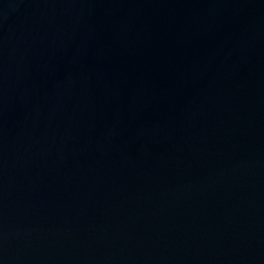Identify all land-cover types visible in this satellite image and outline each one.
Returning <instances> with one entry per match:
<instances>
[{
  "label": "water",
  "instance_id": "1",
  "mask_svg": "<svg viewBox=\"0 0 264 264\" xmlns=\"http://www.w3.org/2000/svg\"><path fill=\"white\" fill-rule=\"evenodd\" d=\"M0 264H264V0H0Z\"/></svg>",
  "mask_w": 264,
  "mask_h": 264
}]
</instances>
